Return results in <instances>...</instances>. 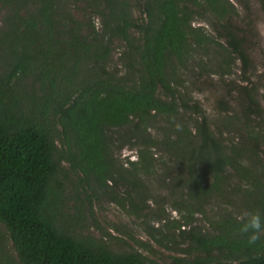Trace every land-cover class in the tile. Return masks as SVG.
I'll list each match as a JSON object with an SVG mask.
<instances>
[{
	"label": "trees",
	"instance_id": "trees-1",
	"mask_svg": "<svg viewBox=\"0 0 264 264\" xmlns=\"http://www.w3.org/2000/svg\"><path fill=\"white\" fill-rule=\"evenodd\" d=\"M0 1L13 11L0 28V64L6 67L0 75V264H158L140 250L115 251L78 229L85 202L79 185L102 189L141 213V203L155 198L145 177L156 173L175 198L172 206L187 212V224L216 197L236 193L244 208L215 213L216 232L199 225L181 230L190 247L181 248L169 234L185 253L171 255L170 264H264V234L249 244L250 234L239 232L244 221L237 219L245 212L264 214L260 85L240 86L241 110L221 119L219 129L184 94L180 73L215 72L225 80L235 60L243 76L250 72V29L237 25L232 0H137L140 18L130 0H75L101 20L100 30L90 20L85 32L83 22L61 10L60 0H30L35 9L28 12L23 0ZM259 2L264 11V0ZM116 40L125 44L122 60L134 80L108 72ZM158 118L166 127L157 126ZM235 128L244 135L224 138ZM124 148L136 151L137 159L120 162L116 153ZM66 181L77 189L74 204L65 195ZM151 230L153 240L169 246Z\"/></svg>",
	"mask_w": 264,
	"mask_h": 264
},
{
	"label": "rangeland",
	"instance_id": "rangeland-1",
	"mask_svg": "<svg viewBox=\"0 0 264 264\" xmlns=\"http://www.w3.org/2000/svg\"><path fill=\"white\" fill-rule=\"evenodd\" d=\"M239 9V16L235 20L237 25L243 27L244 29H250V32H246L247 41L245 43V48L247 54L250 58V72L246 74L250 81L246 79L242 74V64L240 60H235L234 67L231 73L226 77L225 80L215 73L211 72V77L208 76H198L195 74V70L189 73H181V78L184 80L186 89L184 94H189L191 99L198 101L203 110L206 112L211 124L221 125V119L227 118V115H233L236 112H240L241 104L239 103V88L240 86L251 87V83L259 84V98L264 109V11L261 8L259 0H232ZM23 12L33 11L35 9L33 3L30 0H23ZM61 10H66L63 12H70L73 18L84 23V27L87 29L86 25L90 20L94 21L97 30H100L101 20L98 16L93 15V11L80 2L75 0H60ZM131 8L133 10L134 17H141L140 10L138 8L137 0H130ZM249 6V8L246 7ZM13 11L10 7L6 6L0 1V28L3 29L7 27L8 18L12 16ZM251 23H248V22ZM205 23V22H204ZM198 23L197 24H204ZM248 23V24H247ZM83 30V32L88 31ZM124 42L116 40L113 44L110 57L108 59V72L118 73L121 77L129 76L131 79H135V75L127 72L126 66L122 60V52L124 50ZM193 63H190L192 65ZM193 69V66H191ZM6 67L0 64V75L5 73ZM84 70H86L84 68ZM24 85L31 89V80L23 82ZM37 88V85H36ZM221 101L231 108L227 111L222 109ZM264 120V114L262 116ZM157 126L159 128L166 127V122L164 119H157ZM214 126V127H215ZM221 129L220 127H218ZM235 131L225 134V137L230 139L235 138L238 140L241 136V132L238 128L233 129ZM155 134V131H152ZM157 156L160 155L157 152ZM120 162H127L126 157L131 160L137 159V152L130 150L128 148L122 149L121 153H116ZM161 157V155H160ZM160 157H156L160 159ZM175 160L169 161L168 163L175 166ZM61 167L66 170L68 164L63 161ZM160 174V173H159ZM78 175L76 173L71 174L70 179L77 182ZM148 179L147 184L154 189L153 194L155 198H149L147 202L141 203L142 212L131 211V206L129 203H118L106 196L104 190L95 188L85 191L79 185V188L83 191L79 195L81 198L85 199V202L81 204L82 210L81 215L83 218V223L79 226L84 233L93 235L96 238H103L110 246V248L115 251H131L137 249L142 251L150 259L155 260L158 264H170L173 259L171 255L177 256L180 254H185L180 250L181 248L190 247V241L184 240L180 236V231H189L190 225H199V227H204V230H209L212 228L213 232H216V224L214 219L215 213L222 212L223 209H231L235 214H238V210L243 209L241 201L236 193L227 194V198L216 197L213 205H206L205 212L195 214V223L187 224L185 219L187 218V212L185 210H179L172 206L173 200L171 193L162 189L160 184L161 177H158V173L155 176L145 177ZM115 184V183H114ZM112 182H110V187H117ZM235 184L241 185L240 182ZM67 189L65 195L72 197L69 204H74L75 198H77V189L73 186V182L66 181ZM107 190H110L109 187ZM119 190V188H118ZM121 191L124 190L122 187ZM106 191V190H105ZM159 198V201L156 198ZM179 199V196H175ZM161 199V200H160ZM163 199V200H162ZM226 200H230L231 206ZM163 202L162 207L159 205ZM163 208V209H162ZM161 216L155 217L154 212L160 213ZM160 211V212H159ZM164 212V215H163ZM244 213V211H241ZM145 213L148 215L145 216ZM163 215V216H162ZM177 221L181 223V227L173 225V222ZM170 223V224H169ZM167 225V226H166ZM152 227L156 230L159 238L163 239L166 245H159L150 236L149 231ZM198 227V226H196ZM0 232L5 233L4 226L0 225ZM164 232L167 236H163ZM169 234L176 235V240L179 242V246H175L174 243L169 240ZM120 239V240H119ZM7 246L10 252L14 254L12 244L7 241Z\"/></svg>",
	"mask_w": 264,
	"mask_h": 264
},
{
	"label": "clouds",
	"instance_id": "clouds-1",
	"mask_svg": "<svg viewBox=\"0 0 264 264\" xmlns=\"http://www.w3.org/2000/svg\"><path fill=\"white\" fill-rule=\"evenodd\" d=\"M237 219L244 221L239 228V232L241 234H250L248 237L249 244H254L261 234H264V214L245 212L243 216L237 217Z\"/></svg>",
	"mask_w": 264,
	"mask_h": 264
}]
</instances>
